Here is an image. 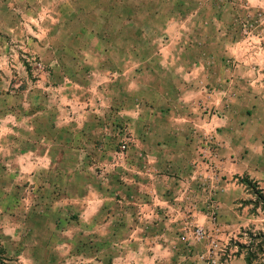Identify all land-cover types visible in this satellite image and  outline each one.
Segmentation results:
<instances>
[{"label": "crops", "instance_id": "crops-1", "mask_svg": "<svg viewBox=\"0 0 264 264\" xmlns=\"http://www.w3.org/2000/svg\"><path fill=\"white\" fill-rule=\"evenodd\" d=\"M243 4L264 11V0ZM181 28L169 22L148 65L134 47H109V96L103 83L94 94L63 85L56 141L33 140L37 117L0 89V264H264V48L182 50L198 42ZM217 226L223 252L212 256L194 231ZM98 236L109 258L83 244Z\"/></svg>", "mask_w": 264, "mask_h": 264}, {"label": "rangeland", "instance_id": "rangeland-1", "mask_svg": "<svg viewBox=\"0 0 264 264\" xmlns=\"http://www.w3.org/2000/svg\"><path fill=\"white\" fill-rule=\"evenodd\" d=\"M173 19L180 20L184 40L193 35L198 42L193 46L185 41L182 50L204 47L228 53L229 48H264L256 38L264 26V11L245 8L243 0H0L2 98H12L18 115L37 117L32 124L33 140L56 141L63 85L68 84L71 93L77 91L76 82L93 85L89 90L94 94L98 92L95 84L103 83L100 90L109 96V75L104 76L109 72V47H134L148 65L155 60V52L163 50ZM217 31L233 43H218ZM240 60L227 59L233 69ZM169 83V91H181L179 83ZM241 102L233 106L234 116L247 114L248 101L244 100L243 107ZM30 126L19 124L22 136L31 133ZM24 141L19 139V145ZM19 182L24 184L19 183V195L25 196L28 186ZM89 240L98 244L100 257L109 258V236L83 239V244ZM248 242L260 244L256 238Z\"/></svg>", "mask_w": 264, "mask_h": 264}, {"label": "built area", "instance_id": "built-area-1", "mask_svg": "<svg viewBox=\"0 0 264 264\" xmlns=\"http://www.w3.org/2000/svg\"><path fill=\"white\" fill-rule=\"evenodd\" d=\"M124 148H126V147H124ZM207 156H208V152H207V154H205V157H207ZM207 159H209V158H207ZM252 234L253 233L248 232V234L246 236L252 240V239L256 238ZM194 237H195L196 241H198V242H203V241L208 242V244L211 247L209 253L212 256L217 254V253L223 252V243H222V240L220 239V228L218 226L216 227V229L213 231L212 234L210 233V231L207 228L197 227L196 230L194 231Z\"/></svg>", "mask_w": 264, "mask_h": 264}]
</instances>
